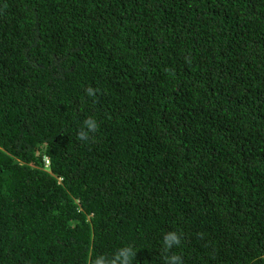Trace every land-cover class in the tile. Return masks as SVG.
I'll return each mask as SVG.
<instances>
[{"label":"trees","instance_id":"1","mask_svg":"<svg viewBox=\"0 0 264 264\" xmlns=\"http://www.w3.org/2000/svg\"><path fill=\"white\" fill-rule=\"evenodd\" d=\"M168 231L264 264V0H0V264H163Z\"/></svg>","mask_w":264,"mask_h":264},{"label":"clouds","instance_id":"2","mask_svg":"<svg viewBox=\"0 0 264 264\" xmlns=\"http://www.w3.org/2000/svg\"><path fill=\"white\" fill-rule=\"evenodd\" d=\"M99 88L88 87L86 95L94 100L100 93ZM100 124L92 116L83 121L82 127L77 132L78 141L89 142L95 140V134L99 131ZM46 160V168H49V159ZM182 236L177 231H168L163 236V264H184L183 257L180 254L172 252L173 248H179L182 245ZM134 247L126 245L118 248L111 256L100 254L89 258L88 264H133L136 256Z\"/></svg>","mask_w":264,"mask_h":264}]
</instances>
